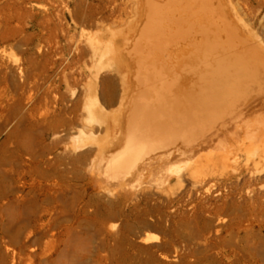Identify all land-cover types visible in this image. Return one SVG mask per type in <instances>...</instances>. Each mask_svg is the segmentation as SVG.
<instances>
[{
	"label": "rangeland",
	"instance_id": "374dc122",
	"mask_svg": "<svg viewBox=\"0 0 264 264\" xmlns=\"http://www.w3.org/2000/svg\"><path fill=\"white\" fill-rule=\"evenodd\" d=\"M258 45L264 0H0V264H264L263 138L196 184L183 139L110 162L178 91L264 134Z\"/></svg>",
	"mask_w": 264,
	"mask_h": 264
},
{
	"label": "bare ground",
	"instance_id": "6f19581e",
	"mask_svg": "<svg viewBox=\"0 0 264 264\" xmlns=\"http://www.w3.org/2000/svg\"><path fill=\"white\" fill-rule=\"evenodd\" d=\"M257 47L260 51L259 56H264V49L259 45ZM247 59L248 58L245 60L241 59L240 64H248L249 61ZM177 93L178 95L175 99L170 100L169 98L166 99V101L163 99V103L161 104H156L154 101H151L152 103H149L148 106L145 104L135 105L132 110V117L130 116V123L127 124L129 128L126 147L121 150V152L112 156L110 160L112 165H123L124 158L129 155V157H131L130 162L132 163V167L137 169L139 161L145 159L144 156L148 154L147 149L158 146L159 144V146L165 147L164 149L168 148V150L163 149V152H160L162 155H160V160H163L165 157L177 158L181 155V146L176 142L180 141L178 139H183L182 142L185 147L183 148L186 150L184 154L187 153V155H185V162L187 163L185 169L188 171V175L192 176L194 179V184H196L203 180L204 177L202 174L206 169L210 167H220L221 169L234 167L235 163L238 162L241 152H249L248 149H250V146L256 147L258 140L261 141L262 138L264 140L262 129L254 124L250 126L241 108H237L238 110L233 113L228 111L229 109L227 110V106H225L226 103H223V100L221 101V99H217L214 96L212 97L209 94L208 96L197 97L194 96L193 93H186L185 95L180 91ZM160 100L162 102V99ZM261 107L260 105V108ZM255 110L254 108V111ZM248 118H250V115ZM221 126L233 135L231 140L228 141L226 135L224 136L223 132L220 131ZM240 132L245 135L243 134L242 136ZM243 139L252 140V143L249 141L250 145L248 146ZM146 142H149V144L152 143V145H148ZM261 151H263V149ZM150 155L151 152L149 156ZM250 156L253 157L255 154ZM250 156L247 157L250 158ZM151 161L152 160L147 162L148 166H150ZM178 161H180V159ZM257 166L255 165V169ZM173 175L175 176V174Z\"/></svg>",
	"mask_w": 264,
	"mask_h": 264
}]
</instances>
